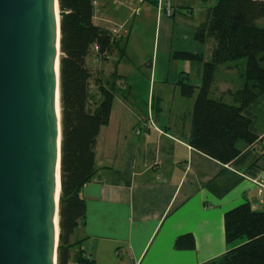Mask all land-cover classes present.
Listing matches in <instances>:
<instances>
[{
    "label": "crops",
    "instance_id": "1",
    "mask_svg": "<svg viewBox=\"0 0 264 264\" xmlns=\"http://www.w3.org/2000/svg\"><path fill=\"white\" fill-rule=\"evenodd\" d=\"M157 1L95 0L94 21L116 27L127 57L102 65L119 79L96 146L98 170L81 189L86 212L71 236L79 243L68 264H77L79 250L93 264H209L244 240L226 242L227 210L248 201L264 211L252 178L188 142L193 98L180 94L179 80L201 83L213 41H198L195 29L212 0H170V16ZM241 84L216 83L215 76L212 95L230 101L227 91ZM188 233L194 246L177 248V237Z\"/></svg>",
    "mask_w": 264,
    "mask_h": 264
},
{
    "label": "trees",
    "instance_id": "2",
    "mask_svg": "<svg viewBox=\"0 0 264 264\" xmlns=\"http://www.w3.org/2000/svg\"><path fill=\"white\" fill-rule=\"evenodd\" d=\"M60 15V125L61 190L57 264H68L79 241L71 236L85 215L82 187L96 174V146L107 126L119 75L106 74L102 65L115 67L127 57L123 37L94 21L95 0H58ZM173 14V13H172ZM264 0H212L195 29L200 42L213 41L210 56L203 58L202 79L194 86L182 77L180 94L193 98L188 142L199 152L250 178L264 172ZM244 59V62L241 60ZM91 60H94L91 61ZM234 63L243 82L227 91L230 101L215 98L211 87L216 69ZM258 152V154H257ZM226 242L240 237L209 264H264V211L248 201L223 216ZM177 248H192L191 234L175 240ZM77 264H93L79 250Z\"/></svg>",
    "mask_w": 264,
    "mask_h": 264
},
{
    "label": "water",
    "instance_id": "3",
    "mask_svg": "<svg viewBox=\"0 0 264 264\" xmlns=\"http://www.w3.org/2000/svg\"><path fill=\"white\" fill-rule=\"evenodd\" d=\"M58 0H0V264H57Z\"/></svg>",
    "mask_w": 264,
    "mask_h": 264
},
{
    "label": "built area",
    "instance_id": "4",
    "mask_svg": "<svg viewBox=\"0 0 264 264\" xmlns=\"http://www.w3.org/2000/svg\"><path fill=\"white\" fill-rule=\"evenodd\" d=\"M121 1V0H120ZM137 2H141L142 0H135ZM157 8L159 11H162V13H164L167 16L172 15L173 13V7H172V3L170 0H158L157 1ZM107 27H109L113 32H117L116 27H114L111 23L107 22ZM106 57H110L108 55H106ZM145 124L148 125H154L153 124V119L150 115V113H148L147 116V120H145ZM252 180L257 184L258 188H257V194H258V202L259 204H263L264 202V193H263V188H264V172L260 173L257 177L252 178Z\"/></svg>",
    "mask_w": 264,
    "mask_h": 264
},
{
    "label": "rangeland",
    "instance_id": "5",
    "mask_svg": "<svg viewBox=\"0 0 264 264\" xmlns=\"http://www.w3.org/2000/svg\"><path fill=\"white\" fill-rule=\"evenodd\" d=\"M260 25H264V19L259 21ZM241 62H244V59L241 60ZM233 65V64H232ZM217 72L215 73L216 76V83H222L224 80L228 82H238L239 80H242L243 82V77L241 76V64L239 68L232 67L230 70H222L221 68H218ZM218 85V84H217ZM214 97L219 98L218 95H214ZM231 100V98H230ZM70 264H74V260H71Z\"/></svg>",
    "mask_w": 264,
    "mask_h": 264
}]
</instances>
